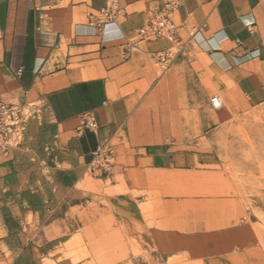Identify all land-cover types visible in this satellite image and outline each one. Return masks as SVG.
Listing matches in <instances>:
<instances>
[{
	"label": "crops",
	"instance_id": "obj_1",
	"mask_svg": "<svg viewBox=\"0 0 264 264\" xmlns=\"http://www.w3.org/2000/svg\"><path fill=\"white\" fill-rule=\"evenodd\" d=\"M117 1L100 35L75 17L108 0H0V102L31 114L30 152L42 157V132L52 146L39 165L26 145L0 157V264H86L65 255L75 238L93 264H264V196H192L213 188L197 177L217 172L229 123L264 110V0H178L186 47L164 72L154 54L176 44L133 39L165 0ZM192 42L227 92L218 109L192 103ZM103 148L114 161L91 189ZM163 175H180L188 194H164L175 183Z\"/></svg>",
	"mask_w": 264,
	"mask_h": 264
},
{
	"label": "rangeland",
	"instance_id": "obj_2",
	"mask_svg": "<svg viewBox=\"0 0 264 264\" xmlns=\"http://www.w3.org/2000/svg\"><path fill=\"white\" fill-rule=\"evenodd\" d=\"M86 15L82 17L76 15L75 23L86 22ZM193 31L192 28V31L190 32L193 34ZM136 39L137 36L133 41ZM209 54L210 52L201 49L196 42H192V103L210 102L212 104L211 100L216 96H219L222 102L227 93L224 92L220 86L221 84H218L220 81L219 78L214 73L206 72L216 65ZM155 66L159 72H162L156 63V60ZM230 89L233 90L232 88ZM235 92V98L238 101H243L244 99ZM193 114L197 115L196 121L198 123V110H192V118L194 119ZM30 116L31 114L28 112L26 124L29 123ZM194 124H192V126ZM228 128V132L232 133L235 137L233 138L234 141L232 143L225 146L226 151L219 157V163L214 160L215 162L211 168L217 172L197 177V181L211 182L213 188L211 190H206L204 188L198 190L192 189V196L206 193L213 197L227 198H252L264 196V110L252 112L248 116L236 119L229 123ZM27 132L28 127L24 137H22L23 145H26L25 148L29 150L25 153L26 159H30L31 163L37 165L42 164V161L45 160L43 158H45L46 155L51 156L52 146L46 141L45 132H42L36 147L38 155L42 157L35 156L33 152H30L33 151V147L28 145L29 139ZM236 150L243 151V154L238 155ZM49 164H51V162ZM160 180L175 183L174 189L164 191V194L171 196L188 194V190L178 188V185H182L181 183L183 180L180 175H176L175 177L163 175V177H160ZM85 182L87 183V187L92 189L95 187L96 183H101L102 181L87 174ZM156 194L161 195L160 192H150L149 196L155 197ZM260 218L264 219V216H260ZM258 228L264 230V221H261ZM66 249V256H74L75 261L81 260L86 264H93L94 255L87 252L82 239L75 238L72 242L66 244Z\"/></svg>",
	"mask_w": 264,
	"mask_h": 264
},
{
	"label": "built area",
	"instance_id": "obj_3",
	"mask_svg": "<svg viewBox=\"0 0 264 264\" xmlns=\"http://www.w3.org/2000/svg\"><path fill=\"white\" fill-rule=\"evenodd\" d=\"M178 0H165L162 6L155 11L149 22L137 33V39L133 42L151 41L165 38L176 47L159 51L154 54L157 65L162 72L168 70L178 54L186 47V44L178 35V26L172 19V15L179 9ZM121 13L117 0H108L105 7L87 13L86 24L95 28L94 34L103 35L108 23L117 22V16ZM194 36L198 29L193 27ZM219 97L212 98L211 102L215 108H220L217 102ZM84 125L96 130L98 125L95 117L87 114L84 117ZM25 115L20 107L14 104L0 102V157L9 158L11 150L19 149L23 145L24 134L27 129ZM114 151L111 148H103L98 151L96 160L88 167V171L94 177H103L111 170L114 161Z\"/></svg>",
	"mask_w": 264,
	"mask_h": 264
},
{
	"label": "bare ground",
	"instance_id": "obj_4",
	"mask_svg": "<svg viewBox=\"0 0 264 264\" xmlns=\"http://www.w3.org/2000/svg\"><path fill=\"white\" fill-rule=\"evenodd\" d=\"M88 25V24H87ZM89 27H92V28H94L93 26H90V25H88ZM216 97H219V96H216ZM215 97H213V99H214ZM220 98V97H219ZM217 102L219 103H221V98H220V100L219 99H217Z\"/></svg>",
	"mask_w": 264,
	"mask_h": 264
}]
</instances>
